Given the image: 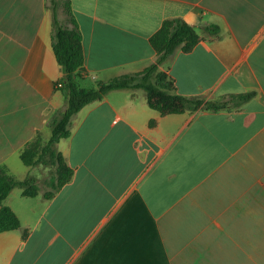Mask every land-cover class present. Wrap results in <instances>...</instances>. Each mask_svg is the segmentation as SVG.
Listing matches in <instances>:
<instances>
[{
  "label": "crops",
  "instance_id": "obj_1",
  "mask_svg": "<svg viewBox=\"0 0 264 264\" xmlns=\"http://www.w3.org/2000/svg\"><path fill=\"white\" fill-rule=\"evenodd\" d=\"M65 1L0 0V166L20 180L42 172L21 153L66 106L54 9L82 35L83 88L154 63L150 38L180 19L200 40L160 66L176 92L254 96L167 115L143 89L90 102L55 145L71 180L51 198L14 188L4 200L20 227L0 233V264H264V0H68L72 15Z\"/></svg>",
  "mask_w": 264,
  "mask_h": 264
},
{
  "label": "trees",
  "instance_id": "obj_2",
  "mask_svg": "<svg viewBox=\"0 0 264 264\" xmlns=\"http://www.w3.org/2000/svg\"><path fill=\"white\" fill-rule=\"evenodd\" d=\"M55 6L57 0H51ZM64 11L72 15L68 0L64 3ZM207 30L218 33V26H209ZM196 29L180 19H168L150 38V44L157 54L156 61L140 72L127 73L98 83L96 88H83L79 78L85 72V54L82 35L77 27L64 26L57 18L54 9L52 43L63 76L55 87L61 90L66 99V106L51 120V136L45 141L37 137L30 142L21 153V160L27 166L38 164L55 166L52 175V190L45 193L51 198L55 191L68 183L73 176V169L67 165L61 152L55 148L57 142L71 135L72 117L92 101L102 99L109 91L117 89H143L148 104L162 115L179 114L200 109L218 111L226 108H237L254 96V93L230 95L215 100L198 97H186L176 92L174 82L160 66L178 49L191 51L199 42ZM60 83V85H59ZM49 156V157H48ZM20 187L23 195L34 197L39 192L37 179L28 176L24 180L16 178L5 165L0 166V233L16 230L20 227V219L11 207L4 204L10 192Z\"/></svg>",
  "mask_w": 264,
  "mask_h": 264
},
{
  "label": "rangeland",
  "instance_id": "obj_3",
  "mask_svg": "<svg viewBox=\"0 0 264 264\" xmlns=\"http://www.w3.org/2000/svg\"><path fill=\"white\" fill-rule=\"evenodd\" d=\"M91 82V81H90ZM92 85H95V86H97L98 85V83H96V82H93V84ZM51 136V135H50ZM49 157V156H48ZM20 165H21V167H25V166H23L24 164H23V162H21L20 161ZM42 167H43V170H42V172H40V171H38L37 169H34V170H32L31 172H30V174H28L29 176H39V177H41V179H40V181H39V184H38V186H39V188H40V190H42L43 188L44 189H47V190H52V187H51V180H52V175L55 173V166H53V165H48V166H46V165H41ZM46 168H48V170H46L45 171V169ZM22 173H20V172H16V173H13V175L16 177V178H23L22 176H25V175H21ZM27 178V177H26ZM16 189H19V190H17V191H20L21 190V188L20 187H16ZM85 232V229H83V231H82V234Z\"/></svg>",
  "mask_w": 264,
  "mask_h": 264
},
{
  "label": "built area",
  "instance_id": "obj_4",
  "mask_svg": "<svg viewBox=\"0 0 264 264\" xmlns=\"http://www.w3.org/2000/svg\"><path fill=\"white\" fill-rule=\"evenodd\" d=\"M59 85H60V83H59Z\"/></svg>",
  "mask_w": 264,
  "mask_h": 264
}]
</instances>
